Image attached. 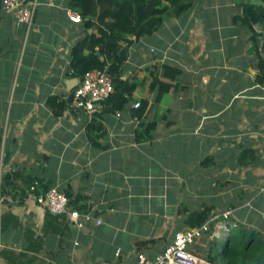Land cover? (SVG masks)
I'll use <instances>...</instances> for the list:
<instances>
[{
	"label": "crops",
	"instance_id": "crops-1",
	"mask_svg": "<svg viewBox=\"0 0 264 264\" xmlns=\"http://www.w3.org/2000/svg\"><path fill=\"white\" fill-rule=\"evenodd\" d=\"M1 1L0 264H134L204 209L214 223L264 235V19L236 21L244 3L261 0H193L166 18L129 45L130 100L91 114L71 105L82 77L72 49L92 32L71 19L74 0H38L31 27ZM167 65L175 78L162 75ZM156 76L173 83L160 101ZM138 101H147L142 113ZM56 185L71 208L103 222L78 228L36 200ZM219 231L191 250L206 258L213 239H228Z\"/></svg>",
	"mask_w": 264,
	"mask_h": 264
},
{
	"label": "trees",
	"instance_id": "trees-1",
	"mask_svg": "<svg viewBox=\"0 0 264 264\" xmlns=\"http://www.w3.org/2000/svg\"><path fill=\"white\" fill-rule=\"evenodd\" d=\"M192 4L193 0H74V6L85 26L87 29L92 28V32L78 41L72 49L75 73L82 76L95 67L107 68L113 78L115 90L105 102L111 108H123L135 92L133 90L136 86L134 81L123 78L129 45L135 39L152 34L166 18L180 15ZM263 19L264 0L259 3H244L243 13L236 17V21L248 22L250 27L253 22ZM170 72L173 74H169ZM177 72L176 68L167 65L162 75L173 79ZM172 84L171 80H164L159 76L154 78L151 86L157 88V100L162 99ZM55 101L53 98L52 103ZM143 103L140 102L138 106L140 113L147 107V101ZM157 123L155 120L145 125L150 135ZM96 126L98 125L92 123L91 128L95 130ZM209 211L210 209H204L194 213L190 219L191 227L202 225L211 219ZM206 258L213 264H264V235L240 223L230 231L222 248L217 239L211 241Z\"/></svg>",
	"mask_w": 264,
	"mask_h": 264
},
{
	"label": "built area",
	"instance_id": "built-area-1",
	"mask_svg": "<svg viewBox=\"0 0 264 264\" xmlns=\"http://www.w3.org/2000/svg\"><path fill=\"white\" fill-rule=\"evenodd\" d=\"M1 3L6 10L14 14L18 24L24 23L29 27L33 25L39 5L38 0H2ZM70 17L73 21L82 20L80 14L72 11H70ZM114 90L113 78L108 69L92 68L82 75L80 83L73 91L71 105L77 111L91 114L97 111L98 107L110 97ZM139 105L140 101L135 103V106L138 107ZM258 193H264V183L258 189ZM36 198L39 203L46 205L55 213H68L69 218L78 228L84 227L87 222L93 219L98 224L103 222L102 218L94 217L91 211H80L71 208L70 197L57 185L49 188L46 192L37 194ZM3 199L4 194L0 183V208ZM231 212L232 210L223 213V218L225 220L228 219ZM212 220L211 218L202 225L187 227L177 231L173 241L167 244L155 257H148L144 251H139L136 254L137 260L134 264H213L212 261L197 255L190 248L191 245L203 238L206 233L210 232L213 235H219L220 228L224 232H229L233 229V226L228 222L221 223V221H216L214 223ZM2 246L0 222V250Z\"/></svg>",
	"mask_w": 264,
	"mask_h": 264
},
{
	"label": "rangeland",
	"instance_id": "rangeland-1",
	"mask_svg": "<svg viewBox=\"0 0 264 264\" xmlns=\"http://www.w3.org/2000/svg\"><path fill=\"white\" fill-rule=\"evenodd\" d=\"M224 242H225V240H224V239H221L220 244H222V243H224ZM220 248H222V245H221Z\"/></svg>",
	"mask_w": 264,
	"mask_h": 264
},
{
	"label": "water",
	"instance_id": "water-1",
	"mask_svg": "<svg viewBox=\"0 0 264 264\" xmlns=\"http://www.w3.org/2000/svg\"><path fill=\"white\" fill-rule=\"evenodd\" d=\"M135 259L137 260L136 256H135Z\"/></svg>",
	"mask_w": 264,
	"mask_h": 264
}]
</instances>
